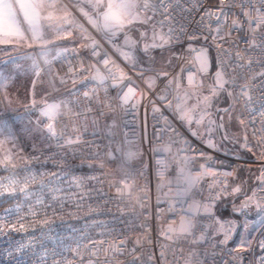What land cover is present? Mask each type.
<instances>
[{
	"label": "built area",
	"instance_id": "built-area-1",
	"mask_svg": "<svg viewBox=\"0 0 264 264\" xmlns=\"http://www.w3.org/2000/svg\"><path fill=\"white\" fill-rule=\"evenodd\" d=\"M60 2L70 7L64 0ZM184 8L187 11L174 13L179 24L184 25V31L178 30L179 39L170 44L177 49V64L166 70L169 73L166 77H156V71L126 65L105 39L87 24L86 18L73 11L76 23L86 31H81V27H72L71 30L76 31L79 41L63 45L59 50L62 53L59 57L42 61L39 72L41 75H51L60 87L68 90L57 103L70 101L74 111H85L91 99L93 112L87 113V119L83 121L64 115L58 118V129L67 125L71 135L81 136L79 144L58 148L53 141L46 139L44 125L48 121L37 111L34 123L41 131L42 150L14 158V167H0V183L7 184L11 179L23 180L30 175L37 177L36 183L30 186L27 197L20 192L0 196V223L15 224L18 229L8 230L6 234L0 233V264H81V256L75 255L73 249L78 245L83 248L89 238L99 240L113 237L126 239L127 242L121 246L123 251L110 259V264H130L131 261H135V264H246L249 259L253 261L254 252L255 264H258L259 258L264 257V250L259 247V242L264 240V225L258 231L251 251L238 252L233 244L237 223L234 225L229 220H223L217 213L218 205L232 201L239 193H233L232 189L237 186L235 182L241 170H264V155L258 147V140L264 137V77L256 75L264 71V66L258 62L259 49H248L246 41L249 34L244 16L246 10L264 8V2L187 0ZM209 10L217 14L205 16V12ZM234 19L243 22V28L234 30L228 37L232 44L217 42L225 48L234 49L228 59V78H235L236 83L227 85L234 96L239 95L240 86L248 83L249 78L255 75L249 89L252 97L250 102L247 98H242L239 103H234L233 97L227 92L240 123L243 120L241 124L249 138L252 150H248L247 158L233 152H219L217 147L207 146L208 138L192 136L176 117L175 84L168 85L169 80L179 77L182 78L181 89L189 87L187 71L181 72L182 68L192 67L189 61L194 53L189 52V44L196 49L206 48L218 70L222 58L218 55L217 42L212 40V35L217 26L225 23L231 25ZM226 33L227 28L221 34ZM190 34H198L199 38L189 40ZM85 35L96 41L99 55L93 56L92 48L85 47V44L90 43L84 39ZM235 49H239L241 55L246 52L252 55V64L238 60ZM105 54L127 74L128 79L121 87L126 91L127 85L132 84L138 89L137 98L140 103L135 108L128 105L127 111L117 109L115 112L103 108L102 104L96 103L95 97L103 100L105 90L91 79V71H78L81 65L91 68V65L96 64L103 68V64H97V61H102ZM236 64H243L244 67L237 68ZM192 70L195 71V68ZM73 73L76 74L75 83ZM149 77H156L151 88L146 83ZM61 78L64 83L60 82ZM118 91L119 88L112 87L111 80L107 81V96L112 99L113 104L116 103L114 98ZM85 92L89 93V97L84 96ZM161 96H166V99H160ZM169 101L172 102V107H169ZM154 108L158 111H154ZM101 110L103 115H100ZM73 120L79 128L77 132H71ZM212 142L216 145L214 139ZM165 148L170 150L165 152ZM109 151L121 158L127 152L136 154L130 162L136 173L132 196H143L142 204H137L135 199L127 196H119L115 191V187H124L119 173H113L115 163L112 168L106 166L104 169L95 164L89 166L92 162L88 157L92 153ZM200 152L205 155L200 156ZM185 157L190 158L188 169L193 175L200 172L201 165H204L205 168L210 167L220 180L226 179L227 194L215 197L221 185L214 184L216 177L209 174L201 179L188 197H176V175L180 166L178 161L182 162ZM157 160H164L167 165L163 178L157 174ZM140 172L143 175H139ZM224 172H232L233 175L224 177ZM113 175L117 177L115 187L111 186ZM141 187L144 192H137ZM180 200L187 202L181 203ZM193 200L208 204L211 208V217L201 209L194 220L197 224L195 234L199 237L203 232L204 240L193 243L191 237L186 240L165 239L161 235L162 230L173 220L178 223ZM8 209L13 210L11 214ZM32 212L36 215L33 216ZM236 212L243 219L247 217L249 210L243 208ZM44 219H48V223L41 225L36 222ZM20 223L25 225L23 230H19ZM221 224L225 228H231L227 243H220L224 239ZM138 239L141 240L139 245L136 243ZM236 256L243 259L234 260L233 257ZM88 259L89 256L85 253L84 264H87ZM102 259L101 257L98 264H102Z\"/></svg>",
	"mask_w": 264,
	"mask_h": 264
},
{
	"label": "snow or ice",
	"instance_id": "snow-or-ice-1",
	"mask_svg": "<svg viewBox=\"0 0 264 264\" xmlns=\"http://www.w3.org/2000/svg\"><path fill=\"white\" fill-rule=\"evenodd\" d=\"M71 3L72 0H69ZM223 2V0H222ZM264 2V0H262ZM187 0H75V8L79 13L87 19L92 27L102 33L104 37L111 43L113 40L123 34L124 44L128 48H135L141 42L143 43V51L145 54H149L151 49L160 48L163 49L179 39L177 31H184V25L179 24L174 13L185 12L184 4ZM219 11V10H218ZM217 14L209 10L205 12V16L211 17ZM244 16L247 23V32L249 39L246 41L248 49H259L260 59L259 63L264 66V8H255L253 10L244 11ZM203 19V17H202ZM141 24L145 26V29L140 32V41L131 39L128 35L132 31V26ZM179 24V29H177ZM71 26V27H69ZM72 27H81L76 23L75 13L67 6L60 3V0H0V45H11L12 50H18L20 48H39L41 56H47L52 50L49 45H53L55 40L66 39L72 35ZM227 28L226 34H221L223 30ZM243 28V22L239 19H234L231 25L221 24L214 29V35L212 40L214 42L224 41L225 43L232 44V41L228 39L234 30H241ZM165 29H167L165 31ZM81 31H86L81 27ZM189 40L198 39V34H190ZM84 39L90 41L85 44V47L92 48L93 56L99 55V46L94 39H91L89 35H85ZM207 39V37H205ZM217 49H219V57L222 59L219 62L218 70L215 73V82L209 88V94L204 95L200 89L203 87L202 77L208 71V57L207 49H196L193 45H188L190 53H194L189 63L191 68L181 69V72L187 71L188 74V86L193 91L189 92L187 89L182 88V78H174L168 81V85L175 84L177 95L174 97L175 112L178 118L186 122L190 128L192 124L197 126L203 125L209 137L206 141L207 146L216 148V145L212 142L211 134L214 131H224L223 116L220 117L219 122L210 118L212 113L209 111L211 107L212 99L218 96L221 92H228L229 96H232L234 103H239L242 98H247L250 102L252 100L249 94V89L252 80L255 79V75L249 78L248 83L240 86L239 95L234 96L233 91H229L226 85H234L236 83L235 78H228V59H230L234 49L225 48L223 44L217 42ZM7 54V50H4ZM236 57L238 60H245L248 65L252 64V55L246 52L241 55L239 49H235ZM125 59H133L130 53L122 52ZM62 55L61 52H56V57ZM102 63L103 68L97 67L96 64L91 65V68H86L81 65V69L78 71H91V79L96 81L99 87L105 90V98L101 100L98 96L95 97L97 104H102L103 108H107L110 112H115L117 109L127 111L128 105L135 108L140 99L137 98L138 89L132 85H127L125 91L121 85L128 79L127 74L119 68L110 58L105 54L102 61H97V64ZM235 67L243 68V64H236ZM195 68V71L192 69ZM36 75L39 76L40 72L37 70ZM169 73L167 71L159 72L156 77H166ZM261 77H264V71L257 73ZM156 77L147 78L146 83L148 87H152L155 83ZM199 77V78H198ZM88 77L86 76L85 79ZM76 74L73 73V83H75ZM112 81V87L119 88L116 97L114 98L116 103L113 104L112 99L107 96V81ZM61 83H64V79L61 78ZM36 81H33V87H35ZM85 97H89V93H84ZM195 97L196 102L189 105V100ZM160 99H166V96H161ZM37 101L33 99L32 104L35 106ZM91 99L89 100V106L85 111H74L72 103L70 101H61L60 103H48L44 101V106L39 109L41 116L47 118V123L44 125L47 133L46 139H49L55 143L58 148L65 146L79 144L81 142V136H73L68 131L67 125H62L59 129L56 126V122L61 115L68 116L69 118L77 117L82 121L87 119V113L93 112V108L90 106ZM169 107H172V102L169 101ZM63 109V112H62ZM154 111L158 109L154 108ZM219 111V110H218ZM224 113L231 115V108L223 109ZM104 112L101 110L100 115ZM95 122V121H94ZM243 123V120H241ZM79 128L73 120L71 132H77ZM193 136H200L199 130L192 131ZM255 135V133H254ZM227 138V137H225ZM241 147L248 148L251 151L250 145L247 143V137H245L244 143ZM258 147L261 154L264 155V137L258 140ZM169 148L163 149V151H169ZM160 151V149H155ZM13 153L3 148L0 145V167H14ZM136 154L133 152H127L123 154V158L117 156L114 152L109 151L107 153H92L88 159L95 164L96 167L104 169L106 166L112 168L115 163L113 173H119L122 178L121 182L124 187H115L114 181L117 179L113 175V183L111 186L115 187V191L119 196H127L129 199H135L137 204H142L143 196H132V191L135 187L134 176L136 173L130 166L131 160ZM200 156H204L205 153L200 152ZM211 159V158H209ZM190 158L185 157L183 161H178L179 169L176 175L178 191L175 193L176 197H188L192 193L193 189L200 183L201 179L211 174L216 177V173L210 168H205L201 165V171L193 175L188 169ZM159 166L157 174L163 178L164 171L167 169V165L164 160H157ZM43 176V174H41ZM55 175V174H53ZM139 175H143L140 172ZM224 177L232 176V172L222 173ZM37 177L30 175L23 180L11 179L7 184L0 183V196L14 195L17 192L23 193L25 197L29 195V188L33 183H36ZM214 184L221 185L220 190L215 194L218 198L221 194H227L228 182L227 180H220L216 177L213 181ZM171 184V181H169ZM171 191V188H170ZM241 191L239 186L232 189L233 193ZM137 192H144V188H138ZM179 202L185 203L186 200H180ZM42 203V201H37ZM250 204H255L257 208L261 207V200L256 199V193L253 192L251 197L242 204L243 208L249 207ZM201 209L211 217V208L208 204H202L200 201L193 200L189 204L188 209L181 215L179 222L173 220L168 226L162 230L161 235L168 240H181L191 237L193 243H198L204 240V234L201 232L199 237L195 234L197 224L194 223L196 216L200 213ZM10 214L12 209L7 210ZM18 212V209H16ZM31 212V208L29 209ZM35 216L36 213L32 212ZM23 219V217H21ZM37 223L41 225L48 223V219L38 220ZM219 223V221H217ZM25 225L20 223L19 230H23ZM221 229L224 232V239L220 243H227L230 238L231 228H225L221 224ZM8 230L16 231L15 224L0 223V233L6 234ZM126 239H119L113 237L112 239H91L89 238L83 248L79 245L76 249H73V253L77 256H81V264H84L83 256L86 253L89 256L87 264H98L102 259V264H110V259L119 252H122V245L126 244ZM137 245L141 243V240L136 241ZM260 249L264 250V240L259 242ZM247 244H242L235 251H246ZM163 258V251L161 252ZM234 260H242L240 256L233 257ZM130 264H135V261H131ZM258 264H264V257L259 258Z\"/></svg>",
	"mask_w": 264,
	"mask_h": 264
},
{
	"label": "rangeland",
	"instance_id": "rangeland-1",
	"mask_svg": "<svg viewBox=\"0 0 264 264\" xmlns=\"http://www.w3.org/2000/svg\"><path fill=\"white\" fill-rule=\"evenodd\" d=\"M64 1L68 3L70 7L66 6L70 10L75 11L79 16L83 17L73 5L75 3H70L69 0ZM60 3L62 4V2ZM86 22L92 27L87 19ZM144 29V25L136 24L132 26V31L128 35L131 39L140 41V32ZM72 32L73 34L70 35V40L68 42L66 41V44L77 43L79 41L76 31L72 29ZM98 33L105 39L115 54L130 67L144 68V70L159 73L173 68L177 64V49L170 45L163 49H151L149 54H145L142 50V42L135 48H128L124 44L123 34L116 37L110 43L102 33ZM3 51L0 50V55H3ZM122 52L130 53L133 59H125L124 55L121 54ZM39 53L40 50H35V48H32L30 53L23 52V50L21 53L15 55H12L9 51H7V54L5 53V55H11L5 58V65L8 66L1 71L0 76V145H3L4 149L14 154L13 159L24 153L42 150L40 143L41 131L34 123L37 117V111L44 106V101L57 103L68 92L67 89L60 87L51 75H36L42 61L56 56V53H48L47 56H41ZM207 57L208 71L202 77L203 87L200 89L204 95L209 94V88L215 82V73L217 71L212 55L208 50ZM14 62H17L15 65L19 66V71L15 65H10ZM32 71L34 75L29 81L25 76L27 74L30 75ZM33 81H36L35 87H33ZM185 89L189 92L193 91L192 88L186 87L181 89V94ZM33 99L37 101L35 106L32 104ZM195 102V97H193L188 103L191 105ZM229 108H231L230 116L223 111V109ZM209 111L212 113L210 118L215 119L217 122L223 116L225 130L214 131L211 134L212 139L216 143L217 150L222 153L235 151L240 154H247L248 148L241 147V144L244 143L245 137H247V143L249 145V138L238 119L237 111L231 104L227 92H221L212 99ZM176 117L183 127L190 128L186 122L178 118L177 114ZM191 128L199 130L201 135L198 137L200 139L209 137L203 125L197 126L196 124H192ZM245 175L247 179H244L243 175V178L239 177L235 182V185L240 186L241 191L237 194V200L232 207L235 211L243 209L242 204L247 197L253 195L254 191L256 193V199L261 200V207L257 208L255 204H250L247 207L249 210L248 215L243 219L239 218L238 215L235 216V219H231L229 218L228 212L224 213V218L232 224L235 225L237 223L238 225V233L233 243L234 246L239 248L242 244H247L248 248L246 251H251L255 245L257 233L264 225V170L247 169ZM255 256L256 252H254V258ZM254 258L252 262L249 259L246 264H255Z\"/></svg>",
	"mask_w": 264,
	"mask_h": 264
},
{
	"label": "crops",
	"instance_id": "crops-1",
	"mask_svg": "<svg viewBox=\"0 0 264 264\" xmlns=\"http://www.w3.org/2000/svg\"><path fill=\"white\" fill-rule=\"evenodd\" d=\"M72 3H75V0H72ZM62 5H64L63 3H62ZM74 5V4H73ZM64 6H66V5H64ZM77 12L79 13V11L77 10ZM70 40V36H68L66 39H59V40H55V43L53 44V45H49V48H51L52 50L49 52V53H56L57 51H59L60 50V48L63 46V45H65L66 44V41L68 42ZM7 48V51H9V52H11V54L12 55H15V54H19V53H21V51L23 50V52L25 51V52H27V53H30L31 51H32V48H20V49H18V50H12V46L11 45H0V50L1 51H3V50H5ZM35 48V50L36 49H39V48H36V47H34ZM40 50V49H39ZM5 51H3V55H0V76H1V71L2 70H4L5 68H7V66L8 65H5V58L6 57H9L11 54H9V55H5ZM4 62V63H3ZM15 64H17V62H14V63H12V64H10V65H15ZM9 65V66H10ZM16 66V65H15ZM17 67V69H18V71H19V66L17 65L16 66ZM29 67H30V65H29ZM3 74V73H2ZM10 74V73H9ZM33 75H34V73H33V71H32V73H30V75H28L27 74V76H25L26 77V79L28 80L29 79V81L32 79V77H33ZM19 78V77H18Z\"/></svg>",
	"mask_w": 264,
	"mask_h": 264
},
{
	"label": "trees",
	"instance_id": "trees-1",
	"mask_svg": "<svg viewBox=\"0 0 264 264\" xmlns=\"http://www.w3.org/2000/svg\"><path fill=\"white\" fill-rule=\"evenodd\" d=\"M233 153H236V154H239V155H241L242 157H245V158H247V157H249V155H248V153L247 154H240V153H238V152H235V151H232ZM245 171L246 170H241L240 172H239V177H242L243 178V175H244V179H247V177H246V175H245ZM238 177V178H239ZM245 183V182H244ZM237 200V196L232 200V201H230V202H228V203H224V204H221V205H218L217 206V213H218V215H219V217L221 218V219H225L224 218V213H226V212H228V214H229V218H231V219H235V216H237L238 214H237V212L233 209V205H235V201ZM238 231V230H237ZM238 233V232H237ZM237 235V234H236ZM236 235H235V238H236ZM234 238V239H235Z\"/></svg>",
	"mask_w": 264,
	"mask_h": 264
},
{
	"label": "water",
	"instance_id": "water-1",
	"mask_svg": "<svg viewBox=\"0 0 264 264\" xmlns=\"http://www.w3.org/2000/svg\"><path fill=\"white\" fill-rule=\"evenodd\" d=\"M188 130V132L192 135V131H195V129H192V128H188L187 129ZM193 136V135H192ZM194 137H197V136H194Z\"/></svg>",
	"mask_w": 264,
	"mask_h": 264
},
{
	"label": "bare ground",
	"instance_id": "bare-ground-1",
	"mask_svg": "<svg viewBox=\"0 0 264 264\" xmlns=\"http://www.w3.org/2000/svg\"><path fill=\"white\" fill-rule=\"evenodd\" d=\"M187 80H188V76H187Z\"/></svg>",
	"mask_w": 264,
	"mask_h": 264
},
{
	"label": "flooded vegetation",
	"instance_id": "flooded-vegetation-1",
	"mask_svg": "<svg viewBox=\"0 0 264 264\" xmlns=\"http://www.w3.org/2000/svg\"><path fill=\"white\" fill-rule=\"evenodd\" d=\"M188 128V127H187Z\"/></svg>",
	"mask_w": 264,
	"mask_h": 264
}]
</instances>
